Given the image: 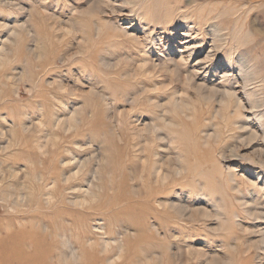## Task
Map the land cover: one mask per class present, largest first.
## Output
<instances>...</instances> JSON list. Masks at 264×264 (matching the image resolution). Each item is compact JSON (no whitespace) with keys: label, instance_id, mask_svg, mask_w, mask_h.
Instances as JSON below:
<instances>
[{"label":"rangeland","instance_id":"obj_1","mask_svg":"<svg viewBox=\"0 0 264 264\" xmlns=\"http://www.w3.org/2000/svg\"><path fill=\"white\" fill-rule=\"evenodd\" d=\"M19 234L44 264H264V0H0Z\"/></svg>","mask_w":264,"mask_h":264},{"label":"bare ground","instance_id":"obj_2","mask_svg":"<svg viewBox=\"0 0 264 264\" xmlns=\"http://www.w3.org/2000/svg\"><path fill=\"white\" fill-rule=\"evenodd\" d=\"M21 236L23 234L0 241V264H44L41 262L44 257L41 250L43 242L39 240L25 244L19 240Z\"/></svg>","mask_w":264,"mask_h":264}]
</instances>
